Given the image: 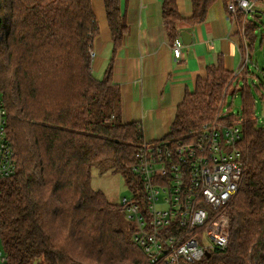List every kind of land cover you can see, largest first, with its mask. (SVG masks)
<instances>
[{
    "label": "trees",
    "instance_id": "trees-1",
    "mask_svg": "<svg viewBox=\"0 0 264 264\" xmlns=\"http://www.w3.org/2000/svg\"><path fill=\"white\" fill-rule=\"evenodd\" d=\"M219 1L191 0L190 25L206 21ZM115 55L128 32L120 0H105ZM238 10L235 14L242 19ZM245 14V13H244ZM233 16V15H232ZM246 14L247 36L256 27ZM0 89L17 172L0 185V234L9 264H150L117 223L120 205L92 188V170L111 159L129 189L146 205L131 168L144 142L141 125L123 121L122 99L112 81L92 73V46L99 34L92 0L0 2ZM169 36L180 38L184 21L176 0H165ZM243 72L218 63L199 80L195 93L177 107L173 143L194 140L205 124H240L244 174L226 208L230 242L197 264H264V125L256 95ZM229 94L240 95L241 113L223 115ZM130 233L135 225L130 224Z\"/></svg>",
    "mask_w": 264,
    "mask_h": 264
},
{
    "label": "built area",
    "instance_id": "built-area-1",
    "mask_svg": "<svg viewBox=\"0 0 264 264\" xmlns=\"http://www.w3.org/2000/svg\"><path fill=\"white\" fill-rule=\"evenodd\" d=\"M259 1L228 0L229 17L238 10L254 15ZM183 46L181 38L175 40V58H181ZM7 125L0 89V185L17 172ZM242 139L239 124L215 121L205 124L188 142L144 140L131 170L140 179L147 204L130 190L121 206L135 225L132 241L150 264H197L206 253L228 249L230 217L226 208L238 193L245 170L243 154L237 148ZM9 262L0 234V264Z\"/></svg>",
    "mask_w": 264,
    "mask_h": 264
},
{
    "label": "crops",
    "instance_id": "crops-1",
    "mask_svg": "<svg viewBox=\"0 0 264 264\" xmlns=\"http://www.w3.org/2000/svg\"><path fill=\"white\" fill-rule=\"evenodd\" d=\"M164 1L120 0L128 32L114 55L105 0H92L99 25L92 46V73L102 80L112 63V81L121 95L123 121L140 124L148 142L163 140L170 132L177 107L187 95L195 93L199 80H206L209 68L218 63L235 76L243 72L245 81L253 88L260 87L258 97L264 117V47L256 50L254 32L250 33L253 38L247 36L246 14H239L241 20L236 15L230 18L226 4L219 1L209 10L205 22L192 26L191 0H176L184 19L178 30L191 35V44H184L177 59L175 41L163 18ZM255 10L254 15L247 16L249 19L264 10V0ZM258 106L256 101V115Z\"/></svg>",
    "mask_w": 264,
    "mask_h": 264
},
{
    "label": "rangeland",
    "instance_id": "rangeland-1",
    "mask_svg": "<svg viewBox=\"0 0 264 264\" xmlns=\"http://www.w3.org/2000/svg\"><path fill=\"white\" fill-rule=\"evenodd\" d=\"M4 2L5 4H8V0H4ZM250 19L256 25V27L253 29V32L255 36L256 50H258L262 45L264 47V15L260 17H250ZM253 37L250 34V38ZM262 79L264 84V78ZM258 96L259 94L256 95L257 101L259 102V111L257 112V116L259 119V126H263L264 117L261 116L263 114L262 99ZM241 107L242 101L240 95L238 94L233 96L232 94H229L226 100V106L224 107L223 115H227L230 111L231 114L238 116L241 113ZM92 188L96 191L103 192L111 203L118 206L122 205L123 198H129L131 195L125 177L123 174L114 170L111 159H106L94 166L92 170ZM115 217L117 218L118 225L122 227L127 236L132 239V234L130 233L129 229L131 223L127 219L125 212H117Z\"/></svg>",
    "mask_w": 264,
    "mask_h": 264
},
{
    "label": "water",
    "instance_id": "water-1",
    "mask_svg": "<svg viewBox=\"0 0 264 264\" xmlns=\"http://www.w3.org/2000/svg\"><path fill=\"white\" fill-rule=\"evenodd\" d=\"M263 15H264V10L261 13L258 14L259 17L263 16ZM0 25H1V17H0ZM180 36H181L184 44H186V45H190L191 44V35L188 32H185V31L181 32ZM210 256H211L210 253H206V257L209 258Z\"/></svg>",
    "mask_w": 264,
    "mask_h": 264
}]
</instances>
